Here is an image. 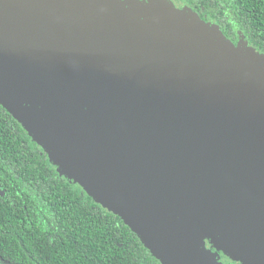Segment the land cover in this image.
I'll return each instance as SVG.
<instances>
[{
    "label": "water",
    "instance_id": "1",
    "mask_svg": "<svg viewBox=\"0 0 264 264\" xmlns=\"http://www.w3.org/2000/svg\"><path fill=\"white\" fill-rule=\"evenodd\" d=\"M0 105L161 264H264V53L244 38L169 0H0Z\"/></svg>",
    "mask_w": 264,
    "mask_h": 264
},
{
    "label": "trees",
    "instance_id": "2",
    "mask_svg": "<svg viewBox=\"0 0 264 264\" xmlns=\"http://www.w3.org/2000/svg\"><path fill=\"white\" fill-rule=\"evenodd\" d=\"M182 1L264 53V0ZM0 191L1 247L19 263L161 264L120 217L60 176L1 105Z\"/></svg>",
    "mask_w": 264,
    "mask_h": 264
},
{
    "label": "flooded vegetation",
    "instance_id": "3",
    "mask_svg": "<svg viewBox=\"0 0 264 264\" xmlns=\"http://www.w3.org/2000/svg\"><path fill=\"white\" fill-rule=\"evenodd\" d=\"M140 1H145V0H140ZM171 1L176 8L180 9V10H183L184 8H191L194 12H196L202 20L208 22V23H212V24H216L218 25L217 22L211 20L208 18V16H202L200 12L198 11H195L189 4L187 3H184V1L182 0H169ZM219 26V25H218ZM220 27V26H219ZM221 29V28H220ZM226 36V35H225ZM227 37V36H226ZM229 40H231L232 43H234L236 46L239 44V42L243 39L242 37H239L237 40H233L229 37H227ZM247 41V40H246ZM248 42V41H247ZM248 45L255 48L254 46L250 45L249 42H248ZM256 49V48H255ZM258 50V49H257ZM259 51V50H258ZM260 52V51H259ZM262 53V52H260ZM41 155H43V153H41ZM49 159V158H48ZM50 161V160H49ZM51 163V162H50ZM3 193L2 191H0V195L3 196ZM8 242L7 241H4V240H0V264H23V263H19L16 258H11V257H8L9 255H12V252L9 250H3L2 249V245H7ZM221 262L223 264H230L232 261L229 260L224 254L221 253ZM239 264V263H238Z\"/></svg>",
    "mask_w": 264,
    "mask_h": 264
}]
</instances>
